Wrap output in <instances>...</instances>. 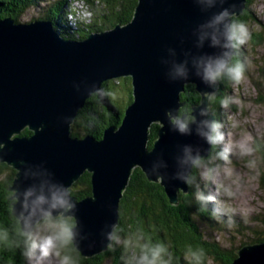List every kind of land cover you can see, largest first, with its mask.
I'll return each instance as SVG.
<instances>
[{"label":"water","instance_id":"obj_1","mask_svg":"<svg viewBox=\"0 0 264 264\" xmlns=\"http://www.w3.org/2000/svg\"><path fill=\"white\" fill-rule=\"evenodd\" d=\"M230 3L238 17L247 0ZM32 17L26 14L18 23L0 20V163L15 171L11 192L41 185L69 191L84 173L90 174V196L78 201L69 195L75 204L73 221L88 237L78 252L91 258L107 250L101 233L117 225L119 201L134 168L158 183L176 205L187 184L171 177L192 170L190 163H181L184 146L211 155V147L194 132L182 136L172 131L166 113H179L185 85H193L200 97L191 107L197 112L209 103L204 94L213 89L194 74L173 80L163 64L174 54L179 62L184 52L215 51L207 44L195 47V33L207 16L193 0H137L127 24L77 40L63 38L48 21H28ZM122 77L130 78L133 98L118 127H107L98 140L71 136L78 111L91 97L85 90ZM154 124L159 128L149 149ZM25 129L31 135L21 136ZM231 264H264V242L240 247Z\"/></svg>","mask_w":264,"mask_h":264},{"label":"clouds","instance_id":"obj_2","mask_svg":"<svg viewBox=\"0 0 264 264\" xmlns=\"http://www.w3.org/2000/svg\"><path fill=\"white\" fill-rule=\"evenodd\" d=\"M193 3L207 16L195 33V47L200 50L207 44L215 51L211 54L184 52V59L179 62L174 54L163 64L169 67L167 75L171 79L184 81L194 74L213 91L204 94L209 103L202 105L198 112L195 109L175 114L170 111L166 117L172 131L182 136H191L194 132L216 151L206 157L201 155L199 148L195 152L191 145L183 148L181 163H190L192 169L198 172L203 189L196 183L193 174L177 173L171 178L192 186L195 184V199L201 209L208 210L212 205L215 219L231 229L237 216L244 218L249 212L243 201L249 191V180L258 177L264 163V158L259 155L264 148V133L257 131L254 135L247 129L235 133L241 124L238 120L226 131L225 123L216 118L211 103L216 99L222 82H227L234 89L248 82L247 73L253 64L243 50L252 39V31L248 24L235 18V6L230 0H193ZM94 15L90 6L81 3L69 10L67 19L73 24L77 21L91 23ZM85 91L88 96L98 97L99 102L111 96L109 91L95 83ZM233 106L242 109L245 104L236 95L221 98L222 109L229 110ZM69 120L65 118L66 123ZM234 161H244L243 167L247 171L237 169ZM25 177L28 178L27 173ZM156 177L169 179L160 174ZM11 201L15 228L12 231L0 228V244L20 249L26 264H75L68 250L78 251L88 237L81 233L77 224L71 222L75 204L66 188L56 185L17 188L11 193ZM101 235L107 248L121 249L122 264H177L170 246L154 242L141 228L124 233L118 225H111L110 230L102 231ZM183 261L184 264H212L203 247L191 245L183 252Z\"/></svg>","mask_w":264,"mask_h":264},{"label":"trees","instance_id":"obj_3","mask_svg":"<svg viewBox=\"0 0 264 264\" xmlns=\"http://www.w3.org/2000/svg\"><path fill=\"white\" fill-rule=\"evenodd\" d=\"M73 2H80L91 7L95 13L91 23L77 21L73 24L67 19V13L73 7ZM252 2L253 0H247L245 10L235 17L238 21L247 24L250 19H253L250 11ZM136 4L137 0H98V2L97 0H0V20L12 19L17 23L23 22L28 10L37 7L38 12L28 21H48L63 38L77 40L84 39L92 33L109 30L115 25L127 24L132 19ZM72 14L75 15V11ZM263 41L260 32H252L249 45L254 49L261 46ZM227 85V82H222L218 86L216 99L211 103L216 118L224 123L225 114L224 109L220 107V100L229 92ZM101 87L109 91L111 96L103 102H99V98L95 96L88 98L71 126V136L90 135L98 140L101 139L107 127H118L120 124L124 111L133 98L130 78L122 77L106 81ZM199 100L200 97L194 86L185 85L184 92L180 95L182 107L179 113L191 111V107L197 105ZM158 128L155 124L150 128L149 149L157 138ZM20 135L29 136L31 133L25 129ZM215 151L216 149L211 148V155H214ZM259 155L264 158V148ZM261 165L264 167V163ZM191 174L196 176V183L203 189L204 185L199 180L198 172L192 169ZM14 176L15 171L12 168L0 163V228H7L9 231L15 228L11 209L12 192L9 190ZM262 179L264 184V174H262ZM78 180L69 192L79 201L91 194L90 174L84 173ZM196 190L195 184L193 186L187 184V192L180 191L178 203L172 205L164 189L158 183L148 181L139 168H134L119 201L117 225L124 233L141 228L154 242L168 244L176 257L177 264H184L183 252L189 245L203 247L207 256L215 264H231L240 247L264 242L263 234L262 237L253 239L252 242L241 243L238 248L230 246L229 243L223 246L218 239H215L216 233L221 232L228 236L227 241L233 243L235 235L244 237L243 234L249 229L247 221L244 220L246 218L237 216L234 225L235 232L229 233V229L212 215V205H209L208 210L201 209L195 199ZM256 217L264 224V214L262 219L259 215ZM71 222L74 223L73 220ZM255 234L258 235V231ZM68 254L73 257L75 264H122V252L118 247L107 248L103 253L91 258H84L78 251L72 249L68 250ZM0 264H26V261L20 249L0 244Z\"/></svg>","mask_w":264,"mask_h":264},{"label":"rangeland","instance_id":"obj_4","mask_svg":"<svg viewBox=\"0 0 264 264\" xmlns=\"http://www.w3.org/2000/svg\"><path fill=\"white\" fill-rule=\"evenodd\" d=\"M79 4L81 3L73 2L72 6H77ZM37 9V7L29 9L27 15L34 16L36 12H38ZM250 11L252 12L253 19H250L247 23L249 28L252 32H260L264 39V0H253ZM243 52L244 55H247L252 60L253 64V67L247 73L248 82L238 89H234L228 84L227 87L229 88V92L227 95L239 96L241 100L244 101L245 106L242 109L233 106L229 110H224L225 130L229 131L230 125L238 120L241 124L240 127L235 129V133L247 129L255 135L257 131L264 133V41L261 46L254 49L248 45ZM234 164L237 169L245 172L247 171L243 167L244 161H234ZM263 170L264 167L261 165L258 177L254 180H249V191L243 201L244 206L249 210L248 214L245 216L246 219H244L247 221V227H249L246 233L243 234L245 238L235 235V241L230 243L227 241L229 240L228 236L218 232L214 237L216 240L218 239L223 246H227L229 243L230 246L232 245L234 248H238L243 242H252L254 241L253 239L263 236V221L256 217L259 215L262 219L264 214ZM257 231L259 233L258 235L255 234ZM232 232H235V227L229 229V233ZM212 264L215 263L212 262Z\"/></svg>","mask_w":264,"mask_h":264},{"label":"bare ground","instance_id":"obj_5","mask_svg":"<svg viewBox=\"0 0 264 264\" xmlns=\"http://www.w3.org/2000/svg\"><path fill=\"white\" fill-rule=\"evenodd\" d=\"M258 2V1H257ZM256 21V20H255ZM87 102V101H86ZM79 181V180H78ZM78 183V182H77Z\"/></svg>","mask_w":264,"mask_h":264}]
</instances>
